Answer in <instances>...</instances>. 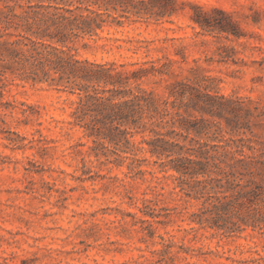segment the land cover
Instances as JSON below:
<instances>
[{
  "label": "rangeland",
  "instance_id": "1",
  "mask_svg": "<svg viewBox=\"0 0 264 264\" xmlns=\"http://www.w3.org/2000/svg\"><path fill=\"white\" fill-rule=\"evenodd\" d=\"M178 1L184 9L169 18L105 29L72 53L127 68L167 58L170 79L197 67L212 91L264 111V0ZM196 6L229 15L239 38L200 30ZM223 45L234 61L220 59ZM76 101L47 83L0 81V264H264V224L234 232L197 224L202 199L150 155L148 133L115 153L97 146L75 124ZM254 133L264 144V128Z\"/></svg>",
  "mask_w": 264,
  "mask_h": 264
},
{
  "label": "trees",
  "instance_id": "2",
  "mask_svg": "<svg viewBox=\"0 0 264 264\" xmlns=\"http://www.w3.org/2000/svg\"><path fill=\"white\" fill-rule=\"evenodd\" d=\"M183 9L178 0H0V81L10 75L75 95V124L114 153L147 132L141 143L150 155L178 175L188 195L202 199L192 214L197 224L226 232L264 224V144L253 139L254 130L264 128L262 109L212 91L213 79L196 75L197 67L190 78L170 79L173 61L167 58L127 68L72 53L105 29L159 21ZM193 11L200 30L239 38L226 13L201 6ZM218 51L221 60L234 61L232 47Z\"/></svg>",
  "mask_w": 264,
  "mask_h": 264
}]
</instances>
